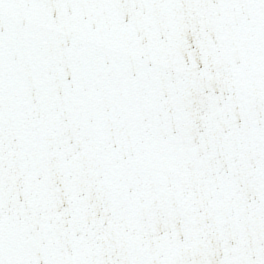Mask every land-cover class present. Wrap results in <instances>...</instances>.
Here are the masks:
<instances>
[{
  "label": "snow or ice",
  "instance_id": "obj_1",
  "mask_svg": "<svg viewBox=\"0 0 264 264\" xmlns=\"http://www.w3.org/2000/svg\"><path fill=\"white\" fill-rule=\"evenodd\" d=\"M0 264H264V0H0Z\"/></svg>",
  "mask_w": 264,
  "mask_h": 264
}]
</instances>
